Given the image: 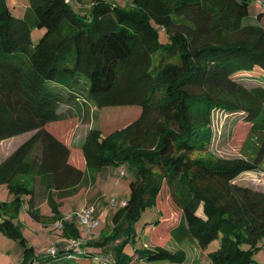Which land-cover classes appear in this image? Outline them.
Masks as SVG:
<instances>
[{
  "label": "trees",
  "instance_id": "obj_1",
  "mask_svg": "<svg viewBox=\"0 0 264 264\" xmlns=\"http://www.w3.org/2000/svg\"><path fill=\"white\" fill-rule=\"evenodd\" d=\"M253 1L264 9V0H130L124 11L89 0L74 11L71 5L84 0H27L18 16L0 0V140L35 132L0 163V184L17 206L22 196L33 202L22 177H46L60 235L78 240L52 193L58 201L71 197L102 168L120 167L130 194L112 215L107 238L131 230L167 193L177 217L151 213L145 224L152 230L165 228L170 239H192L201 249L218 241L212 264H258L251 254L264 245V190L238 180L261 173L264 186V169L257 159L201 156L215 110L239 114L250 134L264 130V85L246 89L234 80L256 69L264 75V31L244 22ZM34 30L42 31L37 41ZM118 106L141 112L106 137L92 127L80 146L71 144L78 108ZM0 232L23 247L22 264H100L91 240L36 254L12 220L0 218ZM184 254L161 245L133 251L126 264H184Z\"/></svg>",
  "mask_w": 264,
  "mask_h": 264
},
{
  "label": "rangeland",
  "instance_id": "obj_2",
  "mask_svg": "<svg viewBox=\"0 0 264 264\" xmlns=\"http://www.w3.org/2000/svg\"><path fill=\"white\" fill-rule=\"evenodd\" d=\"M10 7L13 9L14 14L21 16L28 5L27 0H7ZM103 2L117 6L121 10L129 11L132 8L130 0H103ZM74 11H77L75 5H71ZM261 14V15H260ZM260 15V17H258ZM245 24L259 25L264 31V9L259 1H253L248 6V14L244 20ZM158 31V41L160 43L166 42V37L163 31ZM42 34L40 30H34L33 40L37 41ZM234 80L245 87L251 89L264 85V75L259 70H254L249 73H240L234 77ZM82 109L78 108L79 119L76 126L78 130L85 129L88 131L92 127H96L101 131V135L106 137L111 133L120 130L129 124L137 120L140 115L141 109L139 106H118V107H105L101 109H85L84 115ZM211 134L210 144L206 152L201 156L213 157L222 159H242V160H254L257 159L259 166L264 169V130L260 133H249L250 126L244 124V120L238 114H230L221 110H215L211 115L210 126L208 127ZM84 132V131H81ZM29 132H27L28 134ZM80 133V131L78 132ZM26 136V133L12 136L3 140H0V154L2 151L11 149L16 145L19 140H22ZM1 156V155H0ZM129 175H125L120 181L115 190L116 203L112 204V211H116L121 207V202L129 197ZM238 183L253 189L264 190L262 183L261 173H254L249 175H243L239 178ZM29 195L22 196L21 199L25 200L26 208L30 206V202L27 199ZM15 196L11 194L5 184H0V202L5 203L6 209L0 210V218H7L17 227L23 238L27 243L36 250L39 245V249L44 247L51 249L56 247V239L60 236L59 230H52V227L40 224L31 217L28 209L23 205H18L15 201ZM66 198H64L65 200ZM40 205V201H37ZM12 209L14 211L12 212ZM113 211V212H114ZM63 219H67L69 213V206L63 204L58 208ZM161 213L164 216L174 219L177 217L178 211L174 205L169 206V200L167 193H164L159 199V206L154 208L152 212H145L140 221L132 226L131 230H126L119 233L117 236L107 238L111 232H107V228H112V212H105L100 221V232L104 235L97 241H92L93 245L89 246V250L92 254L103 257L104 255L110 256L109 259L113 261V257L110 252H114L115 245L117 247L115 254V261L119 259L120 248L125 247L124 255L121 264H126L127 259L133 251L144 250L145 248L153 249L156 246H161L170 252L183 251L186 257L184 264H212L209 257L218 247V241L209 244L206 248L201 249L194 240L187 239L179 243L176 240L170 239L166 233L165 228L152 230L150 225H146L152 219V214ZM107 220V221H106ZM175 220V219H174ZM76 226L80 233H83V226L76 221ZM108 223V224H107ZM153 238H158V243L152 241ZM85 239V237H84ZM107 239V240H105ZM88 240L90 237H88ZM61 241H65L62 240ZM60 241V242H61ZM83 241V240H82ZM161 241V242H160ZM67 243V241H65ZM99 243V244H98ZM95 244V245H94ZM47 250V249H43ZM43 251V252H45ZM38 252V251H35ZM23 247L17 242L0 232V264H22ZM252 260L258 264H264V245L260 246L257 250L251 254ZM111 262V261H110ZM134 264H165V263H148L144 260H139Z\"/></svg>",
  "mask_w": 264,
  "mask_h": 264
},
{
  "label": "crops",
  "instance_id": "obj_3",
  "mask_svg": "<svg viewBox=\"0 0 264 264\" xmlns=\"http://www.w3.org/2000/svg\"><path fill=\"white\" fill-rule=\"evenodd\" d=\"M8 2V1H7ZM9 4V2H8ZM91 5V3L89 2V0H84V2L80 5H75L76 9L80 8V7H89ZM91 109H96V108H91ZM84 111V110H83ZM82 111V114L84 115V112ZM76 113L78 115L77 119H78V123H79V119H80V114H78L79 112L76 110ZM80 121L82 122V117L80 119ZM80 125V124H79ZM76 126L74 133L71 137V144L73 146H80L83 142L84 136L87 133L86 128L82 129V130H78V126ZM80 131V133H78ZM84 131V132H81ZM35 132H29L28 134L26 133V136H24V138L22 140H19L18 143L14 146H12V148L2 151L3 153H1L0 155V163H2L7 157H9L17 148H19L25 141H27ZM22 178H24V180L26 182H28V184L30 185V188L32 189L33 193V202L30 203L31 208L33 209L32 211L35 212L38 217L37 218H32L34 219V221L40 223V224H45L46 226H51L52 230H56V220H54L53 214L51 213L50 209L47 206V193L44 192V187H43V183L46 182V177H38V176H23ZM123 178V170L120 167H104L102 168L95 176V180L93 183H89V179L87 182V185H83V187L79 190V192H77V194L71 196V197H67L65 200L62 199L60 201H58L57 199V194L56 193H52V196L55 198V201L57 203H61L60 207L65 203L69 206V213L72 217L68 218V219H63L61 217V215L59 214V217L61 218V220L63 222H65L66 224H68L69 226H73L75 229L78 230L77 226H76V221H78L76 214L88 209L92 211V215L94 218L97 219V221H100L102 215L107 212L108 210L112 212V215L114 214V212L112 211V204L116 203V196H113V193L115 194V190L117 188V186L119 185V181ZM28 199V198H27ZM25 200H22V205L24 206V208H26V204L24 202ZM37 201H40V203H43L42 205H40ZM124 201V200H123ZM122 204V202H121ZM69 216V215H68ZM107 221V220H106ZM79 222V221H78ZM108 224V223H107ZM100 227H101V222H98V225L96 228H94L91 233L87 234L85 231L83 233H80L79 231V237L78 240H83L82 241V245L86 244V243H91L88 240V237H90V239H92L91 241H97L98 239H100L101 237H103V233L100 232ZM84 230V228H83ZM61 234V230L58 231ZM107 232H111L110 228H107ZM61 236V235H60ZM85 237V239H84ZM62 240L67 241V243H69L68 239L63 238V236H61ZM60 237L58 236L56 239V247L59 248H63L67 243L65 241H61ZM61 241V242H60ZM73 241V239L70 240V242ZM75 241V240H74ZM93 244V243H92ZM119 246V244L117 243V245H115V251L117 249V247ZM41 246L39 245V247L34 250V251H38L36 252V254H42L43 249H48L46 247H44L43 249H39ZM114 251V252H115ZM120 256L119 259H117V261H115V254L114 252H110L112 257H113V261L110 259L111 264H121L123 255H124V251H125V247H121L120 248ZM23 256V254H22ZM103 257H108L110 258V256H108L107 254L104 255Z\"/></svg>",
  "mask_w": 264,
  "mask_h": 264
},
{
  "label": "built area",
  "instance_id": "obj_4",
  "mask_svg": "<svg viewBox=\"0 0 264 264\" xmlns=\"http://www.w3.org/2000/svg\"><path fill=\"white\" fill-rule=\"evenodd\" d=\"M70 0H66V2ZM124 205V201L122 202V205L121 207ZM72 217L71 215H69L67 217L70 218ZM76 217L79 221V223L83 226L84 228V231L89 234L91 233V231L97 227L98 225V221L96 218L93 217L92 215V211L91 210H88V209H85L79 213L76 214ZM66 220V219H65ZM56 229L58 230H62L63 229V223L62 222H58L56 225ZM71 247H79L82 245V241L81 240H73V241H69V243ZM48 251H51L52 252V249H47ZM99 263L100 264H111L110 262V259L108 257H100L99 259Z\"/></svg>",
  "mask_w": 264,
  "mask_h": 264
}]
</instances>
